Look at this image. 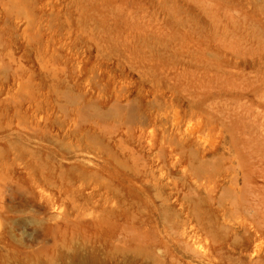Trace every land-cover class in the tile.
Listing matches in <instances>:
<instances>
[{"label": "rangeland", "instance_id": "1", "mask_svg": "<svg viewBox=\"0 0 264 264\" xmlns=\"http://www.w3.org/2000/svg\"><path fill=\"white\" fill-rule=\"evenodd\" d=\"M0 264H264V0H0Z\"/></svg>", "mask_w": 264, "mask_h": 264}]
</instances>
